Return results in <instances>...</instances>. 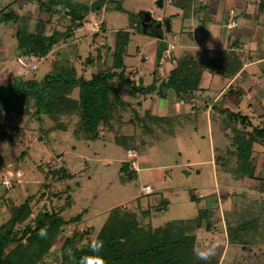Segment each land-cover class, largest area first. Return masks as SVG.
<instances>
[{
	"label": "rangeland",
	"instance_id": "374dc122",
	"mask_svg": "<svg viewBox=\"0 0 264 264\" xmlns=\"http://www.w3.org/2000/svg\"><path fill=\"white\" fill-rule=\"evenodd\" d=\"M42 1L46 4L55 1L58 5L46 11L39 8L37 0H0V10L6 6L4 13L17 14L12 20H4L0 14V84L9 83L15 77L22 80L32 76L42 77L53 70L56 62L73 65L77 75L89 78L93 73L111 66L116 34L120 32L122 36L126 31L129 41L127 44H119L117 52L118 57L126 64L127 78L135 82L141 78L143 85H148L155 79L154 84L158 86L161 79H166L173 62L170 58H165L161 63L154 61L158 39L136 27L140 10L149 11L152 18L171 20V32H165L164 37L168 44L167 49L173 44L171 59L176 53L180 55L183 50L195 48L185 47V44L196 46L194 40L199 42L200 36L195 33L196 21L191 18H200L203 14L196 12V8L202 5L201 1L189 0L192 4L191 17L183 20L182 10L174 5L178 0H162V7L157 5V0H107L102 8L93 12L90 11V4L94 0H75L89 6L82 26L78 28L70 24V18L66 14L65 6L69 0ZM232 1L220 0L217 5L212 3L209 11H222ZM217 17L215 15L214 20L218 21ZM38 21H42L43 25L38 24ZM220 25V22H215L209 29L210 32L216 33ZM23 28L30 32L40 31L41 34L58 30L68 37H63L66 40L64 42L59 40L45 59H29L17 54L16 32ZM187 31L195 34L192 36L194 40L185 38ZM260 32L258 37L262 43L264 28ZM213 34L211 35L214 36ZM32 65H36V69H31ZM248 70L253 73L258 70V66L252 65ZM221 79L225 84L228 82L225 77ZM260 81L264 86V73ZM213 87L217 85L213 84ZM214 88L210 90L213 95L218 90ZM121 94L124 99L131 101L140 115L147 109L170 114L182 111L173 99L158 98L155 93L139 95L137 98L129 97L126 91ZM205 94V98L209 96L208 93ZM210 97L207 100H192L190 104H186L183 109L186 113L195 112L193 103L202 106L203 111L184 126L178 125L175 136L166 141L156 140L155 136L152 139L150 135L142 133L135 122L127 121L128 112L122 113L120 121L116 117L112 118L110 126L102 128L97 139L90 140L74 134L78 127L76 116L58 118L41 115L39 120L30 113L18 115L0 109V134L6 135L4 139H0V196L19 204L26 196L34 195L31 203L33 216L40 210H58L64 204L66 193H70L73 204L63 210L61 215L66 220L80 213L82 215L80 220L68 225L65 233L58 237L55 242V248H58L65 235H71L74 230L88 233L83 242L93 239L108 211L116 206L135 212L142 217L143 224L159 227L172 220L196 217L198 209L205 206L206 200L211 202L214 195L217 205L209 206L211 227L206 229L204 219L201 227L193 231L197 240L196 247L202 246L206 241L218 243L219 246L212 256L219 259L218 264H263L264 243H235L229 239L227 229L228 225L234 224L229 212L236 205L255 202L257 207L264 206V149L260 145H254L255 150L263 153L259 157L256 170L259 180L235 181L231 175L219 177L213 164L214 137L210 135L211 122L217 121L219 115L211 109L209 101L212 96ZM259 98V92H254L252 99L227 95L225 104L249 115L253 126H257L262 122L256 116L259 111H252L249 107L252 100L255 103ZM138 101L140 106L137 105ZM60 121L67 124L66 131L46 133L50 126ZM247 129H251V126ZM119 135H128L127 142L133 144L131 149L125 152L115 141V137ZM129 150L136 154L131 167L138 170V174L137 178L123 184L119 181V168L130 159ZM60 167H65L73 177L45 179L47 169ZM68 185L70 188L66 191ZM144 185L151 188L147 195L142 191ZM191 189L199 198L198 201L190 200ZM54 194L61 195L57 198ZM163 199L168 201L167 205L156 211L155 208ZM145 209H150L149 215L142 214ZM2 210L4 215L0 217V222L6 218V207L3 205ZM45 261L46 264L56 263L51 255Z\"/></svg>",
	"mask_w": 264,
	"mask_h": 264
},
{
	"label": "trees",
	"instance_id": "16d2710c",
	"mask_svg": "<svg viewBox=\"0 0 264 264\" xmlns=\"http://www.w3.org/2000/svg\"><path fill=\"white\" fill-rule=\"evenodd\" d=\"M111 1L114 0H108ZM37 2L39 8L46 11L58 5L55 1L47 4L41 0ZM263 2H260V11L264 9ZM175 3L174 5L182 10L183 20L189 19L192 10L190 1L178 0ZM65 7L70 24L76 28L81 27L89 12V6L69 0ZM4 8L6 9V6L0 10L4 20H12L17 15L12 12L4 13ZM206 9L207 6L201 4L196 8V12L206 15L204 19L197 18L196 29L202 30L205 19L210 18ZM38 24L42 26L43 22L38 21ZM136 27L141 31L140 23ZM39 32L26 31L24 28L16 32L18 56L36 60L45 59L59 40L64 42L66 40L63 37H68L58 30H52L48 34ZM124 32L122 36L120 32L116 34L113 60L108 69L99 70L86 78L77 75L73 65L56 62L53 70L42 77L32 76L23 80L15 77L9 83L0 84V109L18 115L30 113L39 120L41 115L58 118L76 116L78 127L74 134L90 140L97 139L100 130L110 126L112 118L116 117L120 121L122 113L128 112L127 121L135 122L142 133L150 135L152 139L166 141L175 136L178 125L184 126L203 110L202 106L194 103L193 114L183 110L186 104L199 97L197 92L203 75L207 73L233 78L244 63L245 54L236 50L235 47L238 46L230 48L195 46L193 50H183L180 55L174 54V58L170 59L173 65L166 79H161L158 86L154 84L155 79L152 83L143 85L141 78L138 82L127 78L126 64L118 57V45L127 44L129 41V34ZM237 42L235 41L234 44L238 45ZM198 43H201V40ZM167 46L164 38L158 39L154 56L156 63L161 60ZM153 72L155 74V71ZM122 91H126L131 98L150 93H155L158 98L169 97L180 105L182 111L178 114H170L147 109L143 115H140L131 101L124 99ZM137 105L140 106L139 101ZM211 107L219 115L218 120H213L211 123L210 134L214 137L215 173L219 177L231 175L235 181L259 180L256 177V170L259 157L263 153L255 150L254 145H260L264 149V106L257 104L254 108L259 111L257 117L262 119L261 125L257 126H253L249 115L220 105L218 101L213 102ZM250 126L251 129H247ZM55 130L66 131L67 124L60 121L50 126L46 133ZM0 135V139L6 136L5 133ZM128 138V135L115 137V141L124 148L125 152L133 145L127 142ZM133 160L134 158L130 157L119 168V181L123 184L137 178L138 170L131 167L135 162ZM72 177L73 174L65 167L47 169L45 174V179L60 180ZM69 188L68 185L66 191ZM54 195L59 198L61 194ZM189 197L191 201L199 200L193 189L190 190ZM33 198L34 195H28L21 203L16 204L10 198L7 200L4 196H0V217L4 215L2 205L6 207V218L0 222V264H46L45 258L50 255L55 260V264H81V258L88 255H98L103 260V264L219 263V259L215 257L201 260L194 253L197 240L193 231L201 227L204 219H206V229L211 227L209 206L217 205L214 195L211 202L206 200L205 206L198 209L196 217L172 220L159 227L143 224L142 217L135 212L116 206L108 211L106 219L93 239L83 242L88 233L74 230L71 235H65L58 248H55L58 237L65 233L68 225L80 220L82 214H77L68 220L63 218L61 215L63 210L73 204L72 196L67 192L64 204L58 210L52 212L40 210L32 216ZM167 203L168 201L163 199L155 210H161V207L164 208ZM142 214L149 215L150 209L143 210ZM229 215L234 221L232 226L228 225L229 239L235 243H264V206L261 208L257 207L255 202H242L236 205ZM94 239L103 241V248L99 253H93L89 247Z\"/></svg>",
	"mask_w": 264,
	"mask_h": 264
},
{
	"label": "crops",
	"instance_id": "0c3cea01",
	"mask_svg": "<svg viewBox=\"0 0 264 264\" xmlns=\"http://www.w3.org/2000/svg\"><path fill=\"white\" fill-rule=\"evenodd\" d=\"M197 1H201L202 5L207 6L206 12L210 18L205 19L202 30L197 29L195 32L199 34L200 37L198 40H201V43L194 40V33L193 35L186 33L185 38L187 40H194L196 46L202 47L230 48L232 46H238L235 47L236 50L242 51L245 54V58L242 68L233 76V78L225 77L228 80L226 84L223 83L221 79L223 76L205 73L201 79L200 89L197 92L199 97H196L193 100H207L212 96V100L209 101L210 105H212L213 102L218 101L220 105L226 106L225 98H227V95H239L240 97L242 96V98L248 97L252 99L253 93L259 92L260 98L255 103H253L252 100L249 107L252 108V111H255L254 108L257 104L258 106H261V103H264V89H262L264 86L260 81L261 75L264 73V42L261 43V40H259L258 37V34L261 33V28H264V9L263 11H260L259 7L261 5L260 2L264 0H233L229 6L225 5L222 11H209L212 3L216 4L220 2V0H211L210 2H205L206 0ZM179 9L181 11V8ZM210 12H212V14ZM215 15L218 16V21L214 20ZM205 16L206 15L202 14L198 19H204ZM191 19L197 21V17L194 18L193 16ZM215 22H220L221 25L220 29L216 32L217 34L214 33V35L209 29H211ZM234 23L237 25L234 26ZM235 41H238V45L234 44ZM185 47L194 48L195 46L188 43V45L185 44ZM252 65L258 66V70L253 73L248 70ZM213 84H216L217 87L214 88ZM213 88L215 90L218 89L215 92L216 97L210 93V90ZM232 90H234V92H232ZM205 93H208L207 95H209L206 96V98ZM194 104L199 105L197 103ZM178 106L180 108L179 104Z\"/></svg>",
	"mask_w": 264,
	"mask_h": 264
},
{
	"label": "clouds",
	"instance_id": "9594fccd",
	"mask_svg": "<svg viewBox=\"0 0 264 264\" xmlns=\"http://www.w3.org/2000/svg\"><path fill=\"white\" fill-rule=\"evenodd\" d=\"M218 246L216 242L206 241L202 246L196 247L194 253L198 259L208 260L215 254ZM89 247L93 253H99L103 248V241L94 239L91 241ZM81 264H103V260L98 255H88L81 258Z\"/></svg>",
	"mask_w": 264,
	"mask_h": 264
},
{
	"label": "water",
	"instance_id": "95a60500",
	"mask_svg": "<svg viewBox=\"0 0 264 264\" xmlns=\"http://www.w3.org/2000/svg\"><path fill=\"white\" fill-rule=\"evenodd\" d=\"M107 2V0H94L91 4H90V11H95L98 10L100 8H102V5H104ZM157 5L160 7L162 6V2L161 0H157L156 1ZM138 16L141 18V27H142V31L145 34L151 35L156 37L157 39H161L162 34L161 32L155 33L154 31H147L146 27L150 26V20L152 18L151 14L149 11L146 10H140L138 12ZM165 24H166V29H169V21L165 20ZM160 23H157L156 26H159Z\"/></svg>",
	"mask_w": 264,
	"mask_h": 264
},
{
	"label": "flooded vegetation",
	"instance_id": "af4514ba",
	"mask_svg": "<svg viewBox=\"0 0 264 264\" xmlns=\"http://www.w3.org/2000/svg\"><path fill=\"white\" fill-rule=\"evenodd\" d=\"M161 2H162V0H161ZM162 6H160V7H162ZM165 20H168L169 21V29H166ZM139 23H140V27H141V18L140 17H139ZM157 23H160V25L159 26H156ZM141 29H142V27H141ZM146 30L147 31H154L155 33L161 32V34H162V37L161 38H164L165 37V32H167V31L168 32H171V20L170 19H167V18H161V17L160 18H151V20H150V26H147L146 27ZM154 38H156V37H154Z\"/></svg>",
	"mask_w": 264,
	"mask_h": 264
},
{
	"label": "built area",
	"instance_id": "2783aa9c",
	"mask_svg": "<svg viewBox=\"0 0 264 264\" xmlns=\"http://www.w3.org/2000/svg\"><path fill=\"white\" fill-rule=\"evenodd\" d=\"M233 25L236 26L237 24L234 23ZM95 27L98 28V24H97V23H95ZM171 49H174V48H173V45H169V48L166 49V50L163 52L162 57H161V60L159 61V63L165 61V58H170V59H171V55H170ZM18 59H19L20 61H22L20 58H18ZM21 63H23V65H26L23 61H22ZM36 67H37L36 65H32V66H31V69H36ZM135 155H136V154H135L134 152H132L131 150L128 151V156H130V157H134ZM5 183H8V181H6ZM142 191H143L145 194H148L149 192H151V188H150L149 185H147V186H143V187H142Z\"/></svg>",
	"mask_w": 264,
	"mask_h": 264
}]
</instances>
